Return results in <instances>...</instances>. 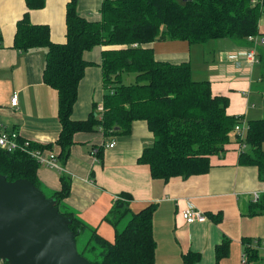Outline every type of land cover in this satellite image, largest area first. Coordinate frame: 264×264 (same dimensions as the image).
<instances>
[{
	"label": "trees",
	"instance_id": "obj_1",
	"mask_svg": "<svg viewBox=\"0 0 264 264\" xmlns=\"http://www.w3.org/2000/svg\"><path fill=\"white\" fill-rule=\"evenodd\" d=\"M24 1L28 10L44 7V0ZM76 2L68 0L66 4L63 44L52 43L49 28L33 25L28 12L16 23V51L46 49L42 79L57 92L61 126L55 147L29 142V150L53 153L58 164H64L75 134L99 130L105 138L128 135L132 123L141 120L155 141L143 150L138 163L149 168L152 179L167 182L173 177L186 179L208 173L210 157L221 156L235 135L237 142L248 148L240 152L239 165L256 167L264 180V118L244 123L241 117L227 115L228 99L212 96L209 82L193 80L189 61L173 64L156 60L150 46L158 41L202 45L221 39L248 44L246 37L258 34L264 0H102L98 21L78 15ZM96 46L109 48L101 53L102 118L98 120L92 111L86 120L73 121L77 86L87 66L83 53ZM256 55L264 83V51ZM124 75H133V83L125 84ZM241 123L245 136L240 140L235 126ZM19 140L23 143L21 137ZM95 157L102 160L101 148ZM38 169V163L27 153L0 149V175L9 182L31 181L45 194ZM60 172V189L45 196L56 201L59 212L71 221L69 228L76 235L79 255L91 264H155L153 205L131 212L127 205L131 197L121 194L105 217L115 231L113 239L107 240L66 207L64 200L69 197L71 181ZM123 219L126 223L119 231L117 226ZM243 244L245 264H264L259 242L252 246L244 239ZM228 254L229 242L223 240L215 247L214 264H220ZM198 259L199 255L191 253L182 257L183 264H194Z\"/></svg>",
	"mask_w": 264,
	"mask_h": 264
},
{
	"label": "crops",
	"instance_id": "obj_2",
	"mask_svg": "<svg viewBox=\"0 0 264 264\" xmlns=\"http://www.w3.org/2000/svg\"><path fill=\"white\" fill-rule=\"evenodd\" d=\"M67 2L44 0L42 9L28 10L24 0H0V129L17 132L23 140L39 145L55 147L59 136L57 92L42 79L46 49L19 52L13 48V38L16 23L28 12L33 25L49 28L52 43L63 44ZM101 2L77 0L78 15L98 21ZM258 34L264 37V15L259 19ZM223 41L226 43H219ZM150 46L156 60L173 64L189 61L195 81L209 82L212 96L228 99L227 115L241 117L244 123L264 118V83L259 63H242L237 68L226 58L228 52L249 48L248 44L221 39L203 46L186 41H158ZM108 49L96 46L83 53L87 66L77 86L73 121L86 120L103 102L101 53ZM262 51L264 45L255 49L256 54ZM14 93L18 102L11 106ZM111 141L115 146L107 148ZM154 141L146 122L141 120L132 123L128 135L105 138L99 130L77 133L69 158L64 164L59 161L61 170L39 167L37 175L41 185L52 192L60 189L63 171L71 181L64 204L107 240L113 239L115 231L105 217L121 194L131 197L127 202L131 212L153 205L155 264H183L182 257L188 253L199 255L194 264H214L215 247L223 240L229 242V254L220 264H242L244 239L250 240L252 246L259 242L264 256V211H258L264 207V180L259 178L256 167L238 163L240 152L248 148H242L232 135L225 152L210 157L208 173L164 182L152 179L149 168L138 163L143 150L152 147ZM99 148L100 161L95 157ZM262 149L264 152V144ZM254 193L259 194L257 203L253 202ZM187 201L205 214L204 223L186 224L182 220L179 212Z\"/></svg>",
	"mask_w": 264,
	"mask_h": 264
},
{
	"label": "water",
	"instance_id": "obj_3",
	"mask_svg": "<svg viewBox=\"0 0 264 264\" xmlns=\"http://www.w3.org/2000/svg\"><path fill=\"white\" fill-rule=\"evenodd\" d=\"M71 221L31 181L0 175V261L91 264L77 252Z\"/></svg>",
	"mask_w": 264,
	"mask_h": 264
},
{
	"label": "built area",
	"instance_id": "obj_4",
	"mask_svg": "<svg viewBox=\"0 0 264 264\" xmlns=\"http://www.w3.org/2000/svg\"><path fill=\"white\" fill-rule=\"evenodd\" d=\"M247 43L250 45L249 48L237 49L235 51L228 52L226 55L227 60L234 64L237 68L241 67L242 63H247L254 65L257 63V55L255 52L256 47L264 45V37L260 34L249 35L246 37ZM136 47V45H133ZM18 102L17 94H13L11 97V106H16ZM98 120H101L103 113V105H99L94 110ZM235 133L239 139H243L245 136V127L244 124H237L235 126ZM20 135L17 132H9L3 129H0V149L8 153H14L16 151H21L27 153L31 158H33L39 165V167H46L50 169L61 170L58 165L57 159L53 153L43 154L40 151L29 150L28 141L23 140V143L19 140ZM115 142L111 141L106 145L107 148H113ZM243 148L244 145H241ZM259 201V194H253V202L257 203ZM182 220L186 224L193 223H204L206 221L205 214L200 211L193 202L187 201L185 207L179 212ZM242 264L246 262V256H242Z\"/></svg>",
	"mask_w": 264,
	"mask_h": 264
},
{
	"label": "rangeland",
	"instance_id": "obj_5",
	"mask_svg": "<svg viewBox=\"0 0 264 264\" xmlns=\"http://www.w3.org/2000/svg\"><path fill=\"white\" fill-rule=\"evenodd\" d=\"M262 15H264V12L262 13ZM261 15V16H262ZM219 43H226L225 41H223V42H219ZM203 45H205V44H202L201 46H203ZM219 45V48H223V45L222 44H218ZM224 50H226V49H224ZM227 53V52H226ZM260 69H261V67H260ZM123 80H124V83L125 84H130V83H133V79H134V77H133V75H124L123 76ZM193 78V77H192ZM194 80V79H193ZM261 94H263V92H261ZM262 100H264V97H263V99ZM42 188H43V191L45 192V194H49L50 193V191H48L46 188H44L43 186H42ZM126 219H123L120 223H119V231L120 230H122L123 229V226H124V222L126 223V221H125ZM112 238H113V236H112ZM106 239V238H105ZM77 244L78 245H80V241H79V239H78V241H77Z\"/></svg>",
	"mask_w": 264,
	"mask_h": 264
}]
</instances>
